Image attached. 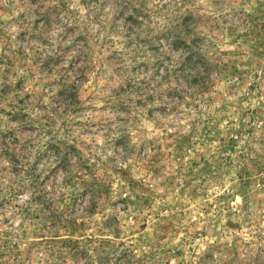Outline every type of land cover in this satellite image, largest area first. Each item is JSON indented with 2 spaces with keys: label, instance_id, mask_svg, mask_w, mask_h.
Wrapping results in <instances>:
<instances>
[{
  "label": "rangeland",
  "instance_id": "1",
  "mask_svg": "<svg viewBox=\"0 0 264 264\" xmlns=\"http://www.w3.org/2000/svg\"><path fill=\"white\" fill-rule=\"evenodd\" d=\"M0 264H264V0H0Z\"/></svg>",
  "mask_w": 264,
  "mask_h": 264
}]
</instances>
